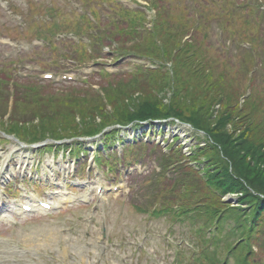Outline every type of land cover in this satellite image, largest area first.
<instances>
[{
	"label": "rangeland",
	"instance_id": "374dc122",
	"mask_svg": "<svg viewBox=\"0 0 264 264\" xmlns=\"http://www.w3.org/2000/svg\"><path fill=\"white\" fill-rule=\"evenodd\" d=\"M66 1L70 0H0V38L1 36L12 37L9 38L12 40L10 48L0 47V77L11 79L9 76L12 72L13 78L16 79L14 95L10 97L9 94H4L0 97V149L5 151L0 158L13 152L12 147L16 148L23 145L19 142L21 139L13 134L15 128L34 133L31 135L35 139L30 136H26V139H32L39 144L40 148L37 150L41 152L38 151L37 155L41 161L47 160L48 156L51 159L53 153L47 152V149H54L63 145L51 140L60 139L61 142H65L70 138L69 141H73L80 148L74 149L75 152L79 153L80 150L86 149L85 153L76 156L78 160L75 159L76 165L74 164L73 169V174L79 178L82 186L75 188L71 185L74 182V179L71 178L65 180L68 185L65 189L63 187L55 188L53 184L46 186L45 183L39 181L40 185L38 182L36 183L40 188L36 190L30 185L31 182H28L26 185L28 190H36L33 193L34 197L58 200L60 196L52 195L51 190L63 191L67 194L82 193L88 189L83 185L86 172H90L89 179L90 183L93 184L92 188L96 181L106 185L123 181L127 185L124 190L94 197L93 210L89 203L83 207L78 203L66 206L65 202L58 200L56 202L60 204L56 209L21 217L14 220L15 222L12 224L0 223V264L12 262L19 264H31L32 262L79 264V256H83V264H109L113 261L118 264H192L193 259L199 253L198 249L201 243L205 242L207 245L210 240L198 233L197 230H200L201 222L195 218V213L180 217V213L176 212L177 205L170 206L172 207L171 212H163L160 200L163 198L161 192L165 184L173 182L181 185L192 182L193 174H190L188 168L197 171L194 163L197 161L192 158V151L196 152L197 146H199L200 150L198 151L205 150L204 153H206L208 152L207 145L211 143L201 125L197 128L190 124L188 126L173 124L172 122L171 125H167V129L171 133L164 136H153V133L148 136V133L145 137H143L144 134L139 135L142 129L140 125L127 127L120 134L117 133V129H112L116 123L105 125L104 127L107 126L108 128L104 130L105 137L102 136L103 139L107 143L115 140L110 145L112 149L108 157L105 158L103 154L100 155L102 160L105 159L109 163L110 167L108 168L106 165L99 166L98 162L95 161L94 157L102 153V151H97L96 145H93V149L89 148L91 144L88 145V142L84 144L82 141H76L81 137L91 136L85 133L76 135L69 128L70 125H82L81 121H75V118L74 121L66 120V117L71 116V113L75 117L76 113H79V110L76 112L75 108L67 106L70 103L67 100H71L72 103L75 102L74 106H79L84 113L88 114L93 111L95 114L97 107L93 109L92 106L94 104L98 106L99 102L96 98L89 99L92 93L96 96V94L101 95L104 91L115 97L120 90L130 89L134 86L138 87L137 93L132 94L135 98L144 96V93L149 91L153 94V88L155 86L160 87L162 90H155L153 95H156L162 104L157 103L156 99L152 100L159 105L161 112H165L167 110L165 108L170 106V97L173 95L169 92L173 86H176L173 80L174 71L171 70L173 65L172 62H168L166 68H169V72L162 76L163 74L160 73H163V69L157 66V59L153 58L152 62H149L150 58L145 54L147 51L145 42L152 39V48L156 47L162 53L164 43L170 44V41L157 37L155 28L157 18L154 19L152 26L154 9H150L148 6L149 0H126L121 6L113 1L112 5L115 11L112 9L106 11L100 8L98 4L100 0H71L74 10L68 14L65 9ZM105 1L109 3V0ZM162 1L165 5H173V7L169 6L170 8L162 5L165 14L170 16L168 27L172 26L174 22L186 26L183 30L185 33L180 36L181 38H178L181 42L184 43L185 38H187L184 36L195 31L192 24L196 18H199L196 15V8L200 5L202 6L199 8L200 16H204L205 19L208 18V23H210L208 32H205V29L201 27L203 32L209 36L204 41L205 46H203L206 47L204 54L207 57L218 59L220 63H226L225 65H240L239 60L241 59L235 61L238 59V53L234 54L233 48H231L233 44H227L230 39L237 41L236 38H238L239 42H249L256 46L255 50L258 53H263L260 62L264 63V9L262 7L264 0H159V2ZM85 2L95 3V5L91 4L89 11L95 15L96 24H90L87 29L90 31L103 30L102 32L107 35L105 39L107 47L102 52L104 55L102 58H98L96 62L105 63L101 66L109 72L111 71L109 75L92 71L93 66L89 61L90 58L81 63L70 59L75 56V53L72 52L75 48L71 43L74 37L69 33L65 34L64 37L60 36L66 41L65 46L56 43L58 44L56 49L51 47L52 45L56 46L53 35L55 31H64L70 28V24L75 23V20L79 22L76 13L79 11L78 5ZM49 9L57 11L58 14L52 16L49 14L52 18L45 17L44 14H48L49 11L47 10ZM88 19L91 20L92 18L89 17ZM112 20H116L117 26H114ZM222 22L223 24H221ZM143 25L146 28L152 26V32L149 33L148 28H144ZM221 28L224 34L220 35ZM198 31L199 35L196 37L202 38L200 29ZM37 32L41 34V37H38ZM42 37L49 39L50 47L44 48V46L34 44ZM225 40H227L226 44ZM39 43L43 44L41 40ZM154 43L157 45L155 46ZM167 46L169 49H173L172 46ZM227 50H232L231 52L235 57H230L231 52L227 53ZM65 51L66 54H69V60L63 65L59 63L60 61L55 62L54 60L60 57L58 52ZM93 52V57H97L99 52L96 50ZM131 55L136 56L138 60ZM172 57L173 55L170 59ZM56 64L59 66L57 67ZM211 65L214 67L217 63L211 62ZM77 66L76 72L70 74L74 77V81L62 79L63 68L73 67L72 69H76ZM251 68L252 66L249 70ZM256 68V74L249 78L250 74H237L238 68L233 67L231 73L228 72L227 74L234 83L230 82L229 79H225L224 82L227 90L230 92L235 90L233 101L238 106L243 103V99H240L241 96L251 94L250 104L254 109H251V106L248 107L251 111L253 110L250 119L256 113L255 121L261 129L264 126V64L258 65ZM88 71L89 74L85 77L84 75ZM44 72L52 73L54 78L48 81L42 80L40 75ZM167 75L171 76L167 77ZM86 78L87 81H84ZM191 81L193 83V80ZM163 82L166 83L162 84ZM141 89H144V92ZM174 94L176 95V93ZM134 103L138 102L135 100ZM11 110L15 112L12 113ZM107 111L104 112L106 115L112 112L110 109ZM242 114L244 113L241 111ZM91 121V127H94L96 123L100 131L102 130L98 117L94 123L92 119ZM52 127H54V132ZM232 127L231 124L227 125L230 132ZM86 129L87 127H84V130ZM135 133L139 136L136 137ZM129 135H135L133 138L138 139V143L144 142L142 140L146 138L151 143L144 142L146 143L143 144L144 147L146 145L148 147L146 146L143 150L140 148V150H136L140 156H143L139 162L141 166H138L136 170L131 167L133 171L129 170V173L125 175V172L118 167V155L113 149L118 145L117 138L119 137L127 142L134 141ZM176 135L179 136V139L174 142L173 140L177 139L174 137ZM100 142L102 141L100 140ZM102 145L103 142L99 144L98 150H101ZM168 145H170L169 148ZM25 149L30 150L25 147L22 151ZM163 150H166L165 153L167 154H162ZM30 152L33 154V151ZM175 152L178 153V158L174 157ZM160 153L162 157L170 161V166L166 169L162 168L161 162L159 164L157 162L160 160ZM56 154L55 168L56 162L61 161V159L68 163L73 160L68 159L72 156L68 155L67 152L60 150ZM112 156H115L114 160ZM177 161H179V165H173ZM191 164L194 167H191ZM114 166L115 169L111 171V167L114 168ZM126 167L130 169L128 165ZM135 171L147 174L143 179L144 182L135 176ZM55 175L59 177L57 170H55ZM60 182L62 183V180L58 179V183ZM179 188L181 190L183 186ZM155 207L156 209L152 211ZM165 207L170 208L167 205ZM140 209L148 211L145 214ZM242 228L243 224L240 229ZM230 230H232V222L227 220L218 232L219 236L217 229L214 234L219 237L221 244H225V247L228 245L236 246L239 241L249 243L251 246L250 254L248 250L242 247L236 252L237 260L240 259L243 264H264V216L261 217L260 225L254 231L255 233L249 232L247 239L239 233L237 235L227 233ZM209 233H206V237L213 240L215 236ZM212 240L211 242H213ZM245 248L247 247L245 246ZM222 255L221 261L223 262L227 255ZM244 255H246L247 263ZM226 261V264H235L232 256H228Z\"/></svg>",
	"mask_w": 264,
	"mask_h": 264
},
{
	"label": "trees",
	"instance_id": "16d2710c",
	"mask_svg": "<svg viewBox=\"0 0 264 264\" xmlns=\"http://www.w3.org/2000/svg\"><path fill=\"white\" fill-rule=\"evenodd\" d=\"M152 3L156 10L155 28L157 37L170 41V44L164 43L163 52L161 53L160 49L152 48L153 40L149 39L145 42L147 50L145 54L150 60L155 58L162 59L163 63L172 62L171 70L174 71L173 80L176 86H173L169 92L173 94L170 97V106H165V110L167 109L165 112L159 110L157 103H162L157 99L158 97L156 98V95H153L155 90H162L158 86L153 88V94L149 91L146 94L144 93V96H137V98L132 96L133 93H137V86L130 89H119V93L124 91L121 94L118 93L115 97L104 91L103 96L96 94V97L92 93L89 99L96 98L99 102L98 106L96 104L92 106L93 109L97 107L95 114L93 111L88 114L84 113L79 106H74L75 102L72 103L71 100H67V102H70L67 106L75 108L76 112L79 110L76 117L82 123L79 126L76 124L74 126L70 125L69 128L76 135L82 133L91 135L100 132L96 123L94 127L90 126L91 119L94 123L97 117L100 119L101 128L112 123L123 124L127 121H145L146 119H156L158 117H173L190 123L197 128L201 125L205 135L209 137L211 142L210 145H207L208 152L204 153L205 150L198 151L200 150L199 146H197L198 150L196 152L192 151V158L198 162L196 164L197 171L188 168L190 174H193L192 182L181 185L172 182L164 185L161 192L163 198L160 200V203L163 204L161 210L171 212L172 207L170 206L177 205L176 212L180 213L181 216L195 213V218L198 222H201V229L197 231L202 237L209 239L210 242L207 245H205V242L201 243L198 249L199 253L193 259L192 264H226L228 256L233 257L235 264H243L240 259L237 260L236 252L242 247L248 250L250 254L251 246L248 242L239 241L236 246L228 245V247H225V244H221L216 234L213 240L206 237L205 230L207 227L212 226L214 227V233L217 229L218 234L223 224L230 220L232 230L227 233L232 235L239 233L247 239L249 232L255 233L254 231L260 225L261 217L264 216V126L260 129L255 121L256 113L250 119L253 111L248 108L251 106V94L241 96L240 99H243V103L238 106L233 101L235 90L233 89L232 92L227 90L224 82L225 79H229L227 73L230 74L233 67L238 68L237 74L255 75L256 66L264 64L260 62L263 53H258L254 45L249 50L236 46L238 59L235 61L241 59L239 60L240 65H225L226 63H220L218 59H211L210 56L207 57L204 54L206 50V47H203L205 46L204 41L209 36L203 32L202 28L205 29V32H208L209 25L206 26L205 24L209 19L200 16L199 8H202V6L198 5L196 8V15L199 18L193 21V24H196L195 31L190 33L188 39H185L183 43L178 38H181L180 36L185 33L183 30L186 26L174 22L172 26L168 27L170 16L165 14L162 6L165 4L159 2V0H152ZM165 6L170 8L169 5ZM199 29L202 38L196 37V35H199ZM167 45L172 46L173 49H169ZM171 55H173L172 59H170ZM230 57L234 58L235 56L231 53ZM211 62H216L217 65L213 67ZM251 66L253 70H251L252 68L249 70ZM168 72L169 69L165 68L163 73L160 74L165 76ZM169 76L171 75H167V77ZM191 80H193V83ZM229 81L234 83L233 79H229ZM141 91L144 92V89H141ZM138 95L141 94L138 93ZM152 99H156L157 103ZM135 100L138 103H134ZM98 102L96 101V103ZM153 102L155 103L153 104ZM216 106L218 107L215 109ZM106 109H110L111 114L106 115L104 113L108 112ZM251 109L254 108L251 106ZM241 111L244 114L241 115ZM14 112L13 110L12 113ZM214 113H216L215 116H212ZM76 117L71 113V116L66 117V120L74 121ZM228 124L233 126L231 132L227 128ZM84 127H87V129L84 130ZM91 129L92 131H90ZM14 133L23 140L26 136L35 139L31 135L34 134L32 132L20 131L15 128ZM32 139H27V141H34ZM174 157L178 158L177 152L174 153ZM168 166L169 164L164 163L163 167L167 168ZM200 166L202 167L200 168ZM180 186H183L181 190ZM226 193L236 195V206L222 200ZM165 205L170 208L165 207ZM242 224L243 228L240 229ZM222 254L227 255L223 262L221 261L223 259ZM244 258L247 263L246 255H244Z\"/></svg>",
	"mask_w": 264,
	"mask_h": 264
},
{
	"label": "bare ground",
	"instance_id": "6f19581e",
	"mask_svg": "<svg viewBox=\"0 0 264 264\" xmlns=\"http://www.w3.org/2000/svg\"><path fill=\"white\" fill-rule=\"evenodd\" d=\"M141 134H144V132H141ZM135 135H136V133H135ZM135 135H129L130 137H135ZM99 144H100V141L99 142H95V143H91V145L88 143V145H90V147H93V145H96L97 147H99ZM20 158H22V159H24V157H26V156H23V155H21V154H19L18 155ZM3 172V175L2 176H0V179L1 178H3V179H5V178H8L9 177V175H10V173H9V170H7V168H2V167H0V174ZM3 216H8V213L6 212V214H3ZM79 260H80V262H79V264H83L82 263V261H83V256H79ZM39 264H41V263H39ZM43 264V263H42ZM91 264H93V263H91ZM109 264H118L117 262H112V263H109Z\"/></svg>",
	"mask_w": 264,
	"mask_h": 264
}]
</instances>
